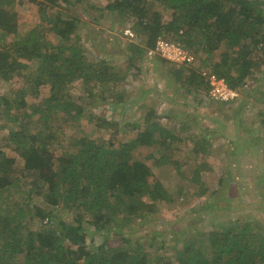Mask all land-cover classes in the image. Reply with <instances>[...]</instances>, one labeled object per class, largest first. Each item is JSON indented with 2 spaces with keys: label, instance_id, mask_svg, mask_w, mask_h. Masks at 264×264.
I'll return each instance as SVG.
<instances>
[{
  "label": "rangeland",
  "instance_id": "1",
  "mask_svg": "<svg viewBox=\"0 0 264 264\" xmlns=\"http://www.w3.org/2000/svg\"><path fill=\"white\" fill-rule=\"evenodd\" d=\"M110 2L67 0L43 11L37 1L2 0L3 7L16 12L18 31L4 34L0 29V51L14 48L35 27L46 30L55 15L77 16L80 22L73 38H79V46L90 59H103L126 77L110 87L94 85L91 93L82 79L73 80L70 96L82 114L78 120L64 111L52 116L42 111L51 96L49 85L40 88L37 97L26 94L27 77L35 75L38 61L26 55V48L19 53L20 73L10 80L0 77V162L9 174L0 172V217L23 209L30 220L27 228H50L47 219L31 217L28 208L38 207L53 212L55 222L73 223V213L49 203L47 188L59 159L74 151L73 141L82 136L118 149L146 130L149 114L145 144L133 155L147 164L152 174L144 175L145 179L163 190V197L156 202L145 197L149 208L138 213L114 215L107 225L109 231L105 230L107 236L91 223L90 213L82 212L86 246L96 250L106 241L127 251L143 248L148 257L159 256L176 264L188 246L208 254L212 243L204 235L212 228L251 222L264 237V48L234 101L211 100L208 90L199 91L186 80L191 68L198 72L211 70V66L202 67L195 57L177 81L174 72L185 64L148 53L132 56L130 44L144 43L146 35L134 29L132 18L110 12L106 8ZM156 9L164 19H171L170 10L160 4ZM47 35L59 41L53 32ZM47 130L57 135V141L46 139ZM33 136H40L30 156L39 161L41 177L25 170L18 143L30 146ZM39 145L46 150L40 151ZM130 170L124 164L123 180ZM18 219L12 217V224ZM125 234H130L128 243L123 241Z\"/></svg>",
  "mask_w": 264,
  "mask_h": 264
},
{
  "label": "trees",
  "instance_id": "2",
  "mask_svg": "<svg viewBox=\"0 0 264 264\" xmlns=\"http://www.w3.org/2000/svg\"><path fill=\"white\" fill-rule=\"evenodd\" d=\"M33 1L45 11L46 7L53 8L67 0ZM158 4L171 11V19H164L162 12L156 9ZM106 8L123 18H132L134 29L146 35L144 43L130 44L128 51L132 56H141L154 49L159 37L177 41L201 60L202 67L211 66L213 72L224 77L228 85L238 91L248 81L258 60L257 54L264 48V0H111ZM79 22L77 16L55 15L46 30L35 27L29 35L14 43V48L0 51V77L4 80L20 73L23 63L18 57L25 48L26 55L38 61L35 75L27 77L26 94L37 97L40 88L49 85L51 96L45 100L44 114L55 116L64 111L72 120H78L82 109L70 96V82L82 79L91 93L94 85L110 87L126 77L113 70L105 60L95 62L89 58L85 49L79 46V38H73ZM0 29L4 34L18 31L16 12L3 7L2 0ZM49 32L59 38L57 43L47 37ZM219 52V58L215 60ZM186 65L191 64L175 70L177 81L184 77L186 68L191 67ZM191 70L186 79L189 86L207 91L208 83L201 70ZM202 86L205 87L202 89ZM147 116L149 126L146 130L118 149H109L88 136L73 141L74 151L59 159L52 184L47 189L49 203L68 209L75 217L74 222L62 219L55 222L53 212L35 206L28 208L31 217L47 219L50 228H27L30 220L23 209L0 217V264H173L163 257H148L143 248L127 251L122 247L114 248L106 241L96 250L86 246L87 228L82 212L90 213L91 223L107 236V225L114 215L138 213L149 208L145 197L152 202L163 197V190L145 179L144 175L152 174L147 164L133 155V151L145 144L143 138L146 131H150ZM46 126L49 128V124ZM32 139L35 140L30 141V146L18 142L21 156L25 160V170L41 177L39 161L30 156V149L40 136ZM46 139L52 143L57 141V135H51L47 130ZM42 146L38 147L44 152L46 148L44 150ZM124 164L131 168L125 180L120 174ZM6 171L0 162V172ZM8 178L5 176L4 179ZM12 217L19 218L15 225L11 222ZM204 237L212 243L208 254L201 248L188 246L176 264H264V237L251 222L212 228ZM123 241L130 242V234H125Z\"/></svg>",
  "mask_w": 264,
  "mask_h": 264
},
{
  "label": "built area",
  "instance_id": "3",
  "mask_svg": "<svg viewBox=\"0 0 264 264\" xmlns=\"http://www.w3.org/2000/svg\"><path fill=\"white\" fill-rule=\"evenodd\" d=\"M149 55H157L178 64H193L194 55L183 48L180 42L159 37L154 49L148 51ZM201 74L208 83L207 98L220 102H232L239 96V91L232 89L224 77L208 69H202Z\"/></svg>",
  "mask_w": 264,
  "mask_h": 264
}]
</instances>
